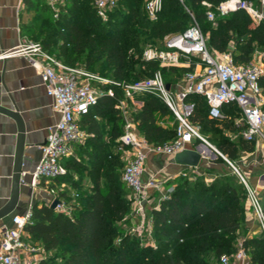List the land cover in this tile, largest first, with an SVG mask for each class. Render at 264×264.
Listing matches in <instances>:
<instances>
[{
	"label": "trees",
	"instance_id": "trees-1",
	"mask_svg": "<svg viewBox=\"0 0 264 264\" xmlns=\"http://www.w3.org/2000/svg\"><path fill=\"white\" fill-rule=\"evenodd\" d=\"M92 1L67 0L58 18L48 20L42 48L67 65L98 71L120 82L148 78L156 70H160L166 84L182 76L185 69L169 70L160 67L158 61H145L142 45L156 46L167 35L185 31L193 20L208 49L217 53L230 50L234 64L251 61L256 51L253 44L264 50V25L253 24L244 11L217 18L215 26L207 21V9L202 3L215 10L226 0H162L154 22L145 15L146 0H117L106 21L97 16ZM258 83L264 90V76ZM121 94L116 88L114 98L101 96L80 118L79 123L94 133L96 141L87 140L76 146L77 157L74 154L64 160L65 175L40 182L51 189L56 199L69 200L70 204L65 202V210L51 209L43 203L32 206L24 232L45 251L55 252L38 264H210V260L219 261L222 255L231 256L237 249V236L244 230L246 210L244 186L230 173L209 183L180 177L168 198L151 212L154 247L130 235L119 224L127 212L122 194H130L113 175L122 165L112 151L123 124L115 108ZM136 100L142 106L131 114L132 121L147 143L171 142L177 124L171 111L154 95L137 96ZM185 102L193 104L189 121L199 126L203 136L209 133L207 141L229 162L233 163L241 152L253 151L252 143L240 138L233 142L224 133L225 129L237 131L231 120L241 116V112L235 104L223 106L224 119L219 124L208 119L201 96L190 94ZM227 106L232 108L231 114H225ZM102 121L110 125L108 146L99 142ZM216 162L223 163L220 157ZM61 185L75 190L76 197L67 191L58 192L55 187ZM240 243L250 264H264V234L244 237Z\"/></svg>",
	"mask_w": 264,
	"mask_h": 264
},
{
	"label": "built area",
	"instance_id": "built-area-1",
	"mask_svg": "<svg viewBox=\"0 0 264 264\" xmlns=\"http://www.w3.org/2000/svg\"><path fill=\"white\" fill-rule=\"evenodd\" d=\"M51 8L53 18H57L59 8L65 0H44ZM183 3L184 0H178ZM206 7V18L213 26L217 18L225 17L237 10L244 11L255 24L264 23V12L255 8L252 2L243 0H226L215 10L211 5L202 3ZM264 8V0H259ZM93 8L97 16L106 21L108 14L116 7L117 0H93ZM162 7V0H147L144 12L149 22H154ZM23 55L31 66L40 73L41 82L51 100L50 108L58 118L53 126L48 128L44 144L41 146L42 156L32 172V186L40 184L41 180L65 175L64 160L72 155L75 145L83 141L84 135L79 125V119L93 108L101 96L115 97V89L119 88L122 98L116 102V108L125 115L127 102L137 96L154 95L171 111L177 121L175 138L164 144H149L143 139H137L131 131V124L127 120L125 131L119 138L117 150L124 153V166L120 180L130 191L135 214L139 217L137 225L129 232L141 241L151 244V218L145 216V204L149 201L150 189L161 192L162 186L156 183L158 171L146 173L145 162L149 155L173 157L176 153L188 149V146L198 141L211 149L214 147L200 133L198 125L189 121L193 104L186 103L185 98L190 94L201 96L205 101L208 117L222 120V108L228 104H235L242 114L240 119V136L247 142L257 139L264 141V98L258 79L264 76L261 64L235 65L231 58L219 59L210 51L198 24H193L185 31L167 35L159 49L147 47L142 52L145 61H158L161 66H175L181 58L190 61L198 58L201 66L199 72H186L183 76L184 85L176 93L166 90V83L160 70H156L148 78L131 83L120 82L97 72L84 68L72 67L45 51L38 43L21 42L4 52L2 57ZM125 148H130L126 154ZM216 152V151H215ZM222 157L237 174L245 189L247 209L253 216L259 234H264V200L240 175L237 169L223 155ZM145 175H147L145 177ZM25 173L20 175V181ZM181 177H186L181 174ZM172 187L162 194V200L168 198ZM56 209L65 210L63 204ZM31 212L14 215L11 227L3 226L0 234V264H38L44 258L43 249L24 240V226L30 221ZM234 262L247 263V256L241 243L231 255H222L218 264H232Z\"/></svg>",
	"mask_w": 264,
	"mask_h": 264
},
{
	"label": "crops",
	"instance_id": "crops-1",
	"mask_svg": "<svg viewBox=\"0 0 264 264\" xmlns=\"http://www.w3.org/2000/svg\"><path fill=\"white\" fill-rule=\"evenodd\" d=\"M256 1L258 2L257 7L254 5L253 1L250 2H252L255 8L262 9L264 12V8L260 7L259 0ZM66 3L67 0H65L64 5L59 8V13L64 10ZM56 19L53 18L51 8L44 0H0V210L8 204L13 193V176L18 154H20L21 158V163L19 165L20 175L22 172L25 173V176L22 177V181H20L19 184V198L15 208L10 214L0 219V234L3 226L11 227L12 216L30 212L35 203L49 205L53 199H56V196L47 185L40 183L35 187L32 186V172L42 156L41 146L45 142L48 128L55 124L58 116L50 108L51 100L46 95V90L41 82L39 71L31 66L27 58L23 55L2 57L4 52L12 50L21 42L38 43L42 46L48 20ZM260 24L264 25V23ZM159 44L161 45L159 48H161L162 42ZM214 53L221 60H225L229 57L232 60L230 50L225 53ZM254 53L256 54L258 51ZM262 56L264 57V54H262ZM258 58L260 59V57L255 58L252 56L249 63L261 64L264 67V59L257 60ZM198 62L197 57H192L190 61L181 58L179 64L175 65V67L184 68L185 71L182 76L175 77L172 84L167 83L169 84V89L176 93L183 87V76L186 72L196 73L201 70V66ZM262 96L264 98L263 90ZM122 97L121 94L119 99ZM141 106L142 103L137 101L135 97L133 101L127 102V111L125 115H123L122 111L117 109L115 105V108L120 113L123 124L121 125L120 134L115 140L116 145L112 147V151L118 155L123 164L124 153L118 151L117 147L119 146V138L125 131L127 120L132 126L131 131L135 137L145 140L131 117V114L138 111ZM224 111L225 114H231L230 112L233 110L230 106H227ZM241 116L232 117L233 119L231 120L233 125L237 128L236 132L230 131L229 129L224 130L225 135L233 142H236L238 138L243 139L239 133L240 129L238 130V128H241ZM208 119L210 118L208 117ZM97 120L101 121L100 119ZM79 125L84 135L83 141L79 144H83L87 140H90V143L96 141L94 133H89L84 126L80 123ZM100 126L102 139L99 142L103 143L104 146H108L110 125L107 124L106 121H102ZM204 134L207 140V138H209V133ZM250 143L253 145V151L241 152L240 154H242V156L239 155L236 162L234 161L235 163H232V165L237 169L245 181L264 199V141L257 139ZM77 145H75L72 152V155L75 154V157H77ZM199 145L204 144L195 141L194 144L188 146V149H195ZM212 146L215 151L218 152L215 146ZM131 151L130 148H125L127 155L130 154ZM217 155L218 154H216L215 157H211L209 153H204L199 165L195 168L179 166L174 163L173 157L149 155L145 162L146 173L158 171L155 180L159 186H162V191L158 192L152 189L148 191L150 198L145 204L146 219L149 220L151 218L152 210L158 209L162 201L161 195L166 194V189L176 186L181 174H185L189 180L198 177L206 183L220 178L226 173L235 175L236 173L232 170L231 166L222 157L224 164L222 162H216L219 156ZM208 156L211 159H208ZM204 168L209 169V171L204 173ZM232 171L235 174H233ZM146 176L147 175H145V177ZM83 181V183L87 185V181ZM55 189L58 192L67 191L69 193L70 191L69 187L65 185L56 186ZM59 201V204L64 205L63 199ZM244 205L246 210L244 229L249 231H253L254 229L257 230L255 220L248 211L245 200ZM139 220L137 216L133 218L132 222L138 223ZM23 237L24 240L27 241L28 235L26 233ZM232 264H250V262L247 257V263L232 261Z\"/></svg>",
	"mask_w": 264,
	"mask_h": 264
},
{
	"label": "rangeland",
	"instance_id": "rangeland-1",
	"mask_svg": "<svg viewBox=\"0 0 264 264\" xmlns=\"http://www.w3.org/2000/svg\"><path fill=\"white\" fill-rule=\"evenodd\" d=\"M253 2H254V5L257 7L258 6V2L256 1V0H253ZM143 46V48H147V47H153V48H156V49H159V47L161 46L159 43L156 45V46H150V45H147V44H143L142 45ZM253 46V49L254 50H256V51H258V53H254L253 54V57H255V58H257V57H260V59L258 58L257 60H262V59H264V57L262 56V54H264L263 53V51H262V48H263V46H260V45H258V44H253L252 45ZM259 52H261V53H259ZM256 60V61H257ZM72 67H78V68H83L82 66H78V65H75V66H72ZM160 67H164L165 69H173V68H177V67H175V66H161L160 65ZM184 69V68H183ZM168 71V70H167ZM97 73H99L98 71H96ZM165 73H167V72H165ZM164 75V74H163ZM165 76V75H164ZM164 78H166V77H164ZM263 93H264V90H263ZM239 115V114H238ZM237 115V116H238ZM215 122H217V123H219L220 124V122L221 121H218V120H215ZM218 156V155H217ZM240 156H242V154H240ZM218 157H220V156H218ZM208 159H211L209 156L207 157ZM221 158V157H220ZM222 159V158H221ZM237 160V159H236ZM236 160H235V162H236ZM121 161V160H120ZM223 161V160H222ZM235 162H233V163H235ZM121 163H122V165L120 166H118L114 171H113V175L114 176H116V178L118 179V180H120V176H121V172H122V169H123V162L121 161ZM223 164H224V161H223ZM232 173H233V171H232ZM116 174V175H115ZM233 174H235V173H233ZM233 176H235L236 177V179L237 180H239V182H241L240 181V179H239V177L235 174V175H233ZM195 178H198V177H195ZM194 180V179H193ZM103 183V181H101V184ZM64 189V188H63ZM70 189V188H69ZM69 196H71L72 198H75L76 197V191L75 190H73V189H70V191H69ZM122 199H121V201H123V202H125L126 204H127V212H126V214H125V216L123 217V219H122V222L120 223L119 222V224H121V225H123V228H124V230L125 231H127L128 233L137 225V223H133L132 221H133V218H135V217H137V215L135 214V211H134V208H133V203H132V198H131V196H130V194H122V197H121ZM260 198L262 199V200H264L261 196H260ZM72 200V199H71ZM64 202V209H66V204H65V202H67V204L69 205L70 204V201L69 200H66V201H63ZM73 202V201H72ZM254 235H260L259 234V232H258V230H256V229H254L253 231H249V230H247V229H244L243 231H241L239 234H238V236H237V244L236 245H238L240 242H241V240L244 238V237H251V236H254ZM26 242H28V243H30V244H32V245H34V246H36V247H40L41 249H43V247L40 245V243L38 242V241H36V240H34V239H32V238H30V237H27V241ZM55 255V252H47V251H43V256H44V258H47V257H49V256H54ZM210 264H218V260L215 258V259H213V260H210Z\"/></svg>",
	"mask_w": 264,
	"mask_h": 264
},
{
	"label": "water",
	"instance_id": "water-1",
	"mask_svg": "<svg viewBox=\"0 0 264 264\" xmlns=\"http://www.w3.org/2000/svg\"><path fill=\"white\" fill-rule=\"evenodd\" d=\"M166 90H169V84L165 86ZM206 145H199L195 149H185L181 152L176 153L173 156V161L175 164L179 166H184L188 168H195L199 165L201 159L204 156V153H209L211 157L216 156V152ZM21 158L20 154H18L16 159V168L13 176V193L8 202V204L0 210V219L4 218L8 214H10L15 208L18 198H19V184H20V165ZM60 201L58 199H53L49 204L51 209H56L59 205Z\"/></svg>",
	"mask_w": 264,
	"mask_h": 264
}]
</instances>
